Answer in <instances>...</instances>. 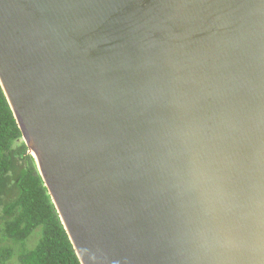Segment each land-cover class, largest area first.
<instances>
[{"label": "water", "instance_id": "1", "mask_svg": "<svg viewBox=\"0 0 264 264\" xmlns=\"http://www.w3.org/2000/svg\"><path fill=\"white\" fill-rule=\"evenodd\" d=\"M0 87L80 264H264V0H0Z\"/></svg>", "mask_w": 264, "mask_h": 264}, {"label": "trees", "instance_id": "2", "mask_svg": "<svg viewBox=\"0 0 264 264\" xmlns=\"http://www.w3.org/2000/svg\"><path fill=\"white\" fill-rule=\"evenodd\" d=\"M59 220L0 87V264H80Z\"/></svg>", "mask_w": 264, "mask_h": 264}, {"label": "rangeland", "instance_id": "3", "mask_svg": "<svg viewBox=\"0 0 264 264\" xmlns=\"http://www.w3.org/2000/svg\"><path fill=\"white\" fill-rule=\"evenodd\" d=\"M15 178H16V174L14 173V174H12L11 179L14 181ZM38 233H39V231L35 232L31 236V238L28 241V243L26 244L25 248H27V249H30L31 248L32 249V247L36 244V241H37V238H38L37 237L38 236ZM8 264H18V263H17V261L15 259H12Z\"/></svg>", "mask_w": 264, "mask_h": 264}, {"label": "bare ground", "instance_id": "4", "mask_svg": "<svg viewBox=\"0 0 264 264\" xmlns=\"http://www.w3.org/2000/svg\"><path fill=\"white\" fill-rule=\"evenodd\" d=\"M28 153L35 157L34 153L30 149H28Z\"/></svg>", "mask_w": 264, "mask_h": 264}]
</instances>
